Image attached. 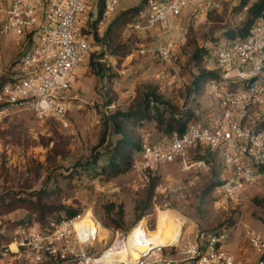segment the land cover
<instances>
[{"label": "rangeland", "instance_id": "obj_1", "mask_svg": "<svg viewBox=\"0 0 264 264\" xmlns=\"http://www.w3.org/2000/svg\"><path fill=\"white\" fill-rule=\"evenodd\" d=\"M99 1L89 0L82 14L89 20L84 30L93 52L74 72L65 94L79 106L69 115V126L38 121L27 109L0 112V264H97L104 258L125 263L129 237L136 232L145 239L154 237L167 213L189 221L186 240L194 238L198 230L225 224L235 227L224 249L232 252L229 247L235 245L243 258H251L245 264H257L258 256L244 237V226L264 235V174L248 192L229 200L216 198L215 188L209 191L227 173L221 157L210 149L204 150L212 165L209 172H184L180 162L167 164L159 169L153 190L139 182L132 169L110 180L96 176L97 170L87 171L91 165L99 168L105 164L120 139L110 131L105 133V118L118 110L135 109L148 85L157 86L159 94L180 111L198 112V116L194 113L197 121L210 120L217 112V104L209 97L210 82L197 91L194 82L200 71L214 70L215 62L206 51L243 28L256 0L247 7H241V0H210L218 7L205 14L194 3L181 16L182 22L169 20L172 34L162 39L154 33L153 38L137 36L133 20L122 28L119 38L111 34L107 42L98 40L105 37L115 18L126 9L146 6L147 0H122L118 13L103 24ZM180 31L184 42L166 63L157 50ZM2 39L13 46L8 41L11 37ZM15 60L9 62L2 49L0 76L20 72ZM138 133L143 145L165 137L157 131L155 121L144 122ZM40 192L47 201L45 212L51 210L43 220L36 212L38 204H32L38 202ZM56 207L72 209L78 213L76 217L91 214L97 224L91 244L78 240L74 218L69 219L65 210L55 212ZM140 215L143 217L138 219ZM114 246L120 248L119 253L107 252Z\"/></svg>", "mask_w": 264, "mask_h": 264}, {"label": "built area", "instance_id": "obj_2", "mask_svg": "<svg viewBox=\"0 0 264 264\" xmlns=\"http://www.w3.org/2000/svg\"><path fill=\"white\" fill-rule=\"evenodd\" d=\"M101 1L103 24L116 14L122 0ZM88 2L0 0V41L14 38L18 51L15 61L20 67V72L13 71L11 80L0 88V112L27 109L38 121L69 126L68 117L79 106L65 94L74 72L93 52L84 30L89 20L82 18ZM194 3L201 14L218 7L210 0H148L144 21L135 23L133 31L139 37L167 34L169 20L180 18ZM184 39L181 31L167 39L157 50L160 58L169 62ZM213 60L221 79L210 82L209 97L217 103V112L208 122L195 119L183 134L174 132L144 144L132 166L143 185H148L162 166L176 162L184 172H209L212 165L206 149L221 157L227 171L215 189L216 198L234 200L258 183L257 167L264 166V15L255 20L247 38L218 43ZM79 219L75 217L74 221ZM234 228L213 233L198 230L187 240L183 234L179 243L168 247L150 243L138 260L128 254V262L123 264H236L235 257L223 247ZM244 228V237L258 256L257 264H264V236L249 226ZM144 239L143 234L140 240ZM78 240L91 244L90 239L82 242L79 234ZM111 251L116 254L120 248L114 246L107 252Z\"/></svg>", "mask_w": 264, "mask_h": 264}, {"label": "trees", "instance_id": "obj_3", "mask_svg": "<svg viewBox=\"0 0 264 264\" xmlns=\"http://www.w3.org/2000/svg\"><path fill=\"white\" fill-rule=\"evenodd\" d=\"M148 1V0H147ZM251 0H241V7H247ZM146 6L143 4L139 7L130 8L122 11L113 21L110 26V29L106 33L103 39L98 41L107 42L108 37L113 34L116 35V39L119 38V35L122 31V28L129 24V22L134 21L135 23L143 22L146 14ZM250 19L245 23L243 28L236 32L235 34L231 33L226 36L225 39L221 41H233L238 39H245L250 35L251 29L256 19L264 15V0H256V3L249 8ZM104 4L99 1V17L103 15ZM118 12H116L117 14ZM133 24V25H134ZM218 42L207 50L206 53L210 57V61L213 60L214 50ZM196 58H199L200 55H196ZM17 61H15L16 63ZM99 69H102V65H99ZM11 74H3L0 76V88L11 80ZM221 79L219 72L214 69L213 71L202 70L200 71L199 76L194 82V89L197 91L205 85L207 82L219 81ZM111 104V103H110ZM217 104V103H216ZM1 110V108H0ZM195 111L185 110L180 111L179 108L173 107L167 102L161 94L158 92V87L154 85H148L145 87V92L141 97L139 105L135 109H130L128 111L118 110L105 118L104 120V129L106 132H111V134L119 136L120 139L114 145L112 150L109 153V158L105 164L100 165L99 168L95 166H89L87 171H96V176H101L107 180L116 178L118 176L124 175L131 171L133 163L135 162L136 156L141 154L143 150V141L138 133V130L142 128L144 122H156V129L159 133L165 135V137L171 136L174 132L183 134L188 125L196 119ZM98 160V159H97ZM96 164V163H95ZM94 165V164H93ZM260 176L264 174V166L257 167ZM157 177L152 178L149 186L153 190L156 186ZM221 180L215 183L214 186H210L209 191H212L214 188L220 184ZM214 189V191H215ZM209 191L202 196V201L205 200V197L209 194ZM57 192V191H55ZM55 192L52 194L56 196ZM44 193V192H43ZM43 193H38V202H32V204H38L36 212L41 220L51 213L49 208V213L45 212L47 210L46 205L47 201L43 196ZM48 198H51V193H49ZM26 201L19 199L18 202ZM205 202V201H204ZM204 202H201L202 204ZM11 203V201H10ZM149 206L146 207L148 210ZM34 210L33 208H29ZM66 211L67 217L73 219L77 216V212L72 209H65L64 207H56L55 212L59 213ZM47 213V214H46ZM143 216L140 215L138 219H141ZM233 228L229 224H225L222 227L214 230L204 231L207 233H213L215 231L225 230Z\"/></svg>", "mask_w": 264, "mask_h": 264}, {"label": "bare ground", "instance_id": "obj_4", "mask_svg": "<svg viewBox=\"0 0 264 264\" xmlns=\"http://www.w3.org/2000/svg\"><path fill=\"white\" fill-rule=\"evenodd\" d=\"M72 226L78 232L82 242L87 239H90V241L92 242L95 237L94 233L97 230V224L93 221L90 213H88L84 218L74 221ZM185 226H189V221L177 214L167 213L158 229L157 234L154 237L141 241L139 232L133 233L129 237V256H131L132 260H138L141 254L145 253L148 250V244L150 243H153L157 246H167L171 243H175V241L180 238V234ZM109 262L111 263L118 261H115L112 258H104L103 260H101V262H97V264ZM127 262L128 261H126L125 263ZM118 263L123 264L124 262Z\"/></svg>", "mask_w": 264, "mask_h": 264}, {"label": "crops", "instance_id": "obj_5", "mask_svg": "<svg viewBox=\"0 0 264 264\" xmlns=\"http://www.w3.org/2000/svg\"><path fill=\"white\" fill-rule=\"evenodd\" d=\"M121 3V2H120ZM197 6H196V8H198L199 7V5L198 4H196ZM120 9V7L118 8V10ZM118 10H117V12H118ZM122 10H124V9H122ZM185 15V14H184ZM183 15V16H184ZM173 20V19H172ZM178 20L180 21V22H182V20H183V18H178ZM174 28H176V27H174ZM171 31H172V28L171 27H169L168 26V30H167V34H172L171 33ZM153 33H147L146 35H149V37H154V35H152ZM166 35V33H161V34H159V38L160 39H162L163 38V36H165ZM8 41H10L11 43H13V46H14V39L13 38H11V40H8ZM0 45L2 46L1 48L2 49H4L5 50V53L6 54H8V58H9V62L13 59L14 60V58L15 59H17V55H18V51L16 50V48H15V46L13 47V46H10L9 45V42H7L5 39H2L1 41H0ZM8 62V63H9ZM7 63V64H8ZM6 64V65H7ZM3 71L1 70L0 71V73H2ZM264 236V235H263ZM235 246V245H234ZM234 246H230L229 247V250L230 251H232V252H230L234 257H235V259H236V262H238L239 264H245V263H247V262H250L251 261V258H243L242 256H241V254L238 252H236V250L234 249ZM244 262V263H243Z\"/></svg>", "mask_w": 264, "mask_h": 264}, {"label": "water", "instance_id": "obj_6", "mask_svg": "<svg viewBox=\"0 0 264 264\" xmlns=\"http://www.w3.org/2000/svg\"><path fill=\"white\" fill-rule=\"evenodd\" d=\"M185 229H186V226H185V228L183 229V231L181 232L180 238H179V240H178L177 243H179V242L181 241ZM173 245H174V244H169V245H167V246H158V247H168V246H173Z\"/></svg>", "mask_w": 264, "mask_h": 264}]
</instances>
